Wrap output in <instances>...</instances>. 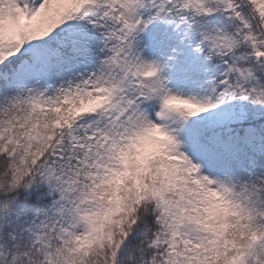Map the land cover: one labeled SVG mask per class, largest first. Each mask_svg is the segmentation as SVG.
Here are the masks:
<instances>
[{
    "label": "snow or ice",
    "instance_id": "snow-or-ice-1",
    "mask_svg": "<svg viewBox=\"0 0 264 264\" xmlns=\"http://www.w3.org/2000/svg\"><path fill=\"white\" fill-rule=\"evenodd\" d=\"M0 264H264V0H0Z\"/></svg>",
    "mask_w": 264,
    "mask_h": 264
}]
</instances>
